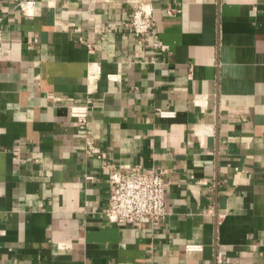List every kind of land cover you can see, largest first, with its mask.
<instances>
[{
  "label": "crops",
  "instance_id": "obj_1",
  "mask_svg": "<svg viewBox=\"0 0 264 264\" xmlns=\"http://www.w3.org/2000/svg\"><path fill=\"white\" fill-rule=\"evenodd\" d=\"M36 2L0 0V264H264V0ZM104 160L166 169L161 226L108 220Z\"/></svg>",
  "mask_w": 264,
  "mask_h": 264
},
{
  "label": "built area",
  "instance_id": "obj_2",
  "mask_svg": "<svg viewBox=\"0 0 264 264\" xmlns=\"http://www.w3.org/2000/svg\"><path fill=\"white\" fill-rule=\"evenodd\" d=\"M16 7L27 16L36 14V0H16ZM174 8L168 9V14H175ZM128 27L132 33L143 39L151 38V46L157 53L169 51V46L160 38L153 8L150 3L142 2L131 14ZM3 42L2 18L0 17V44ZM90 108L88 105L73 104L70 106V116L76 123L88 128ZM162 117L175 115L174 111L160 110ZM87 154L97 155L104 159L106 156L95 142L86 140ZM104 168H111L109 174V197L106 210L107 218L116 224H132L137 227L149 224L152 227L161 226L170 215L167 203L169 182L167 171L163 166L147 169L141 164H136L127 170L114 168L104 160ZM92 179V176H88ZM187 250L199 249V246L187 244Z\"/></svg>",
  "mask_w": 264,
  "mask_h": 264
}]
</instances>
